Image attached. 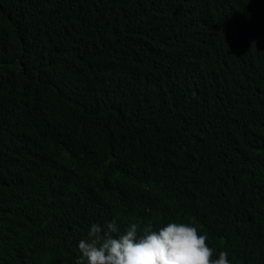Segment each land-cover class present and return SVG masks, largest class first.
Returning a JSON list of instances; mask_svg holds the SVG:
<instances>
[{
    "label": "trees",
    "instance_id": "trees-1",
    "mask_svg": "<svg viewBox=\"0 0 264 264\" xmlns=\"http://www.w3.org/2000/svg\"><path fill=\"white\" fill-rule=\"evenodd\" d=\"M114 219L264 264V0H0V264Z\"/></svg>",
    "mask_w": 264,
    "mask_h": 264
},
{
    "label": "clouds",
    "instance_id": "clouds-1",
    "mask_svg": "<svg viewBox=\"0 0 264 264\" xmlns=\"http://www.w3.org/2000/svg\"><path fill=\"white\" fill-rule=\"evenodd\" d=\"M75 264H230L228 252L213 259L208 236L191 222L171 220L158 229L138 231L132 223L123 232L114 220L93 223L78 242Z\"/></svg>",
    "mask_w": 264,
    "mask_h": 264
}]
</instances>
